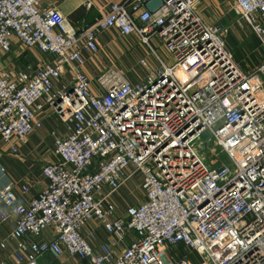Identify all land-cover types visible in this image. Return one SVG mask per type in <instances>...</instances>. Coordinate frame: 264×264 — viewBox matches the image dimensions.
I'll use <instances>...</instances> for the list:
<instances>
[{"label": "built area", "instance_id": "obj_1", "mask_svg": "<svg viewBox=\"0 0 264 264\" xmlns=\"http://www.w3.org/2000/svg\"><path fill=\"white\" fill-rule=\"evenodd\" d=\"M149 1L111 3L73 27L52 0H0V55L17 44L48 58L0 71V141L17 154L46 108L65 128L36 197L19 204L11 184L0 189V222L14 219V247L6 253L0 241V264L64 255L84 264H264V60L243 73L224 48L226 31L197 13L204 0H160L153 12ZM227 1L264 52V0ZM111 30L156 58L139 60L136 83L112 67L94 80L83 73V54H96ZM204 132L230 167L214 152L205 164ZM135 175L142 200L121 214L110 197ZM87 224L106 240L84 237Z\"/></svg>", "mask_w": 264, "mask_h": 264}, {"label": "crops", "instance_id": "obj_2", "mask_svg": "<svg viewBox=\"0 0 264 264\" xmlns=\"http://www.w3.org/2000/svg\"><path fill=\"white\" fill-rule=\"evenodd\" d=\"M121 1L122 0H52V4L73 27H78L82 20L91 23L96 17L106 11L109 4L119 3ZM211 1L214 3L215 0ZM225 1L229 5V2L227 0ZM204 3L205 1H202L197 6L196 11L199 15V12L204 9ZM87 4H89V8H86ZM116 34L117 33L114 30L103 33L99 38L98 52L94 55H89L87 53L83 54L84 65L82 69L84 75L88 79L94 80L98 72L105 68L104 66L106 65L107 60L99 55L101 43L103 41L102 38H104V41L109 39L108 41L113 43L111 38L116 36ZM15 46H17V44ZM35 52L36 53H34L30 59L31 66L37 67L48 60L46 56L40 54L37 50H35ZM132 77H134V80H131V82L137 81L135 80L137 76ZM40 118L42 123L41 129L30 135L25 144L17 147V154L10 153L7 147L0 141V189L7 184H11L19 204L25 205L29 200L36 197L46 186L47 181L42 176L41 168L46 163L56 161V158L53 155V140L55 137L65 135L63 124L51 109L46 108L40 115ZM58 121L61 123L62 129L55 128ZM23 186L27 188V193L25 194L21 192V187ZM110 200L117 209V201L121 200V197L119 195H114L110 197ZM134 205H137V203H133V205L130 206ZM119 213L123 214L122 212ZM13 229L14 219L0 222V241L7 240L8 244L6 253H10L14 247V242L8 240ZM89 232L94 234L95 240L93 242L91 241L93 244L106 240V235L101 228L94 227L92 224H87L82 231V235L87 238ZM43 259V263L47 262V264H84L67 255L62 256L59 259H53L49 256H46Z\"/></svg>", "mask_w": 264, "mask_h": 264}, {"label": "rangeland", "instance_id": "obj_3", "mask_svg": "<svg viewBox=\"0 0 264 264\" xmlns=\"http://www.w3.org/2000/svg\"><path fill=\"white\" fill-rule=\"evenodd\" d=\"M204 1V9L199 12L201 19L208 26L219 27L226 31L223 36L224 48L243 73H250L264 60V52L259 48L257 39L245 23L237 20L231 12H228L229 5L225 0H215L214 3L211 0ZM102 39L99 55L107 60L106 65L103 66L105 68L112 67L122 72L129 81L134 80L132 76H137L135 78L137 81H132V83L138 82V80H141L139 78L145 75L143 69L139 66L140 59L144 58L149 64L156 65V58L153 54L146 46L139 44L135 39H122L117 34L111 38L113 43H110L109 39L107 41H104V38ZM154 50L161 59L168 58L162 47L154 46ZM34 53H36L34 49L27 50L14 46L10 53L0 55V71H19L27 64L31 65L30 59ZM55 128L62 129L59 121ZM201 142L202 148L199 153L204 156L205 164H208L212 157L211 153L214 152L218 158L217 164L224 163L230 167L227 157L219 149H214L209 132L202 133ZM139 186L140 177L135 175L113 193L112 196L119 195L121 197V200L117 201L118 212L123 213L127 206L133 205V203L138 204L142 200ZM43 260H39L38 263L47 264V262L43 263Z\"/></svg>", "mask_w": 264, "mask_h": 264}, {"label": "water", "instance_id": "obj_4", "mask_svg": "<svg viewBox=\"0 0 264 264\" xmlns=\"http://www.w3.org/2000/svg\"><path fill=\"white\" fill-rule=\"evenodd\" d=\"M161 2L160 0H151L146 4V8L150 11L153 12L155 11L159 6Z\"/></svg>", "mask_w": 264, "mask_h": 264}]
</instances>
